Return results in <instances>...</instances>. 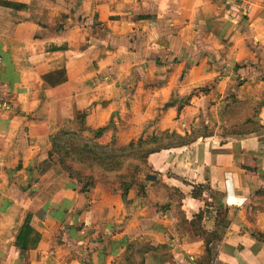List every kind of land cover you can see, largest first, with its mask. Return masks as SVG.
Segmentation results:
<instances>
[{
  "label": "crops",
  "instance_id": "1",
  "mask_svg": "<svg viewBox=\"0 0 264 264\" xmlns=\"http://www.w3.org/2000/svg\"><path fill=\"white\" fill-rule=\"evenodd\" d=\"M60 130L195 140L84 191ZM0 264H264V0H0Z\"/></svg>",
  "mask_w": 264,
  "mask_h": 264
},
{
  "label": "trees",
  "instance_id": "2",
  "mask_svg": "<svg viewBox=\"0 0 264 264\" xmlns=\"http://www.w3.org/2000/svg\"><path fill=\"white\" fill-rule=\"evenodd\" d=\"M102 130L93 132L94 138L82 132L60 130L53 138L52 154L58 156L62 168L72 177L83 184V190L88 191L97 183H116V190L127 193L132 188H139V173L146 166L147 157L162 149L181 146L192 142L193 138L178 136L176 133L155 135L148 139H139L127 146L116 148L100 144L95 138ZM199 196L201 192H195ZM39 235L31 226V215L27 216L22 231L18 237L17 245L30 248L35 244H28L24 237L26 234ZM213 237L207 238V250Z\"/></svg>",
  "mask_w": 264,
  "mask_h": 264
},
{
  "label": "water",
  "instance_id": "3",
  "mask_svg": "<svg viewBox=\"0 0 264 264\" xmlns=\"http://www.w3.org/2000/svg\"><path fill=\"white\" fill-rule=\"evenodd\" d=\"M147 178H148V179H150V180H151V179H153V180L155 179V177H154V176H152V175H148V177H147Z\"/></svg>",
  "mask_w": 264,
  "mask_h": 264
}]
</instances>
